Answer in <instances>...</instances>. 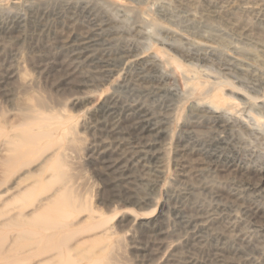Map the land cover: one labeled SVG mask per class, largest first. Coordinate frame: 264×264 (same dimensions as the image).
<instances>
[{"label":"rangeland","instance_id":"374dc122","mask_svg":"<svg viewBox=\"0 0 264 264\" xmlns=\"http://www.w3.org/2000/svg\"><path fill=\"white\" fill-rule=\"evenodd\" d=\"M0 1V264H264V0Z\"/></svg>","mask_w":264,"mask_h":264},{"label":"bare ground","instance_id":"6f19581e","mask_svg":"<svg viewBox=\"0 0 264 264\" xmlns=\"http://www.w3.org/2000/svg\"><path fill=\"white\" fill-rule=\"evenodd\" d=\"M6 1V0H5ZM69 1V2H68ZM8 2L9 3H11V0H8ZM7 2V3H8ZM63 4L65 3L66 4V6H68L69 4H70V0H62L61 1ZM76 2V1H75ZM84 2V1H83ZM83 2H79L78 3V1H77V3H75V4H81V6L85 9V8H88L89 7V4H88V2L87 3H83ZM8 3V6L10 5ZM13 4H16V2H12ZM11 3V4H12ZM20 3V2H19ZM93 3V2H92ZM3 4H4V2L2 3V1H0V6L2 7L3 6ZM64 4V5H65ZM98 3H96V5H97ZM99 5V4H98ZM15 6V5H14ZM5 8V7H4ZM90 8H91V6H90ZM92 8H94V7H92ZM105 14V13H104ZM107 19H109L108 17H107ZM156 20V19H155ZM169 25V24H168ZM103 26V25H102ZM101 27V26H100ZM103 30V29H102ZM100 32H101V30H100ZM99 32V33H100ZM103 32V31H102ZM172 32V31H171ZM151 34V33H150ZM101 37V36H100ZM231 37V36H230ZM116 39V40H115ZM115 39H112V40H115V41H113V43H110L109 42V44H111V45H114L115 47V50H113L114 51V53H112V54H108V57L107 58H103V59H100V61L102 60V62L104 61V62H106V63H110V62H114V63H120V64H125V65H127V66H130L131 67V65H134V64H140V62H144V61H146L147 60V62L149 63V64H151L152 65V68L154 69V73L156 74V76H157V78H158V81H159V83L161 84V83H164L167 79H168V77H170V73L167 71V70H165L164 69V65H163V63L161 62V60L159 59V57L155 54V55H152V56H150L149 58L147 57V59H145L144 57H142V56H139L138 54H133L132 53V51L126 46V45H124V43H123V41L121 40V39H117V38H115ZM91 41V40H90ZM106 41V40H105ZM71 44V43H70ZM70 44H65L66 46H70ZM78 45V44H77ZM80 45V44H79ZM86 45V44H85ZM78 46L76 49H89L88 47L91 45V44H89V42H88V45H86V46ZM82 47V48H81ZM65 49V48H64ZM85 51V50H84ZM84 51H82L81 53H79V56L80 55H82L83 53H84ZM83 57V56H82ZM98 57V56H97ZM80 58V57H79ZM194 58V57H193ZM80 60V59H79ZM83 60V59H82ZM87 60V59H86ZM88 60H91V61H93L94 59L93 58H89L88 57ZM99 62V61H98ZM146 62V63H147ZM110 65V64H109ZM144 65V64H143ZM140 67V66H139ZM146 67H147V65H146ZM135 68V67H134ZM151 68V67H150ZM123 69V68H122ZM143 69V68H142ZM128 73V72H127ZM139 75V74H138ZM148 75V74H147ZM143 76V75H142ZM144 76H145V74H144ZM155 76V77H156ZM145 77H148V76H145ZM144 78V77H143ZM148 80V79H147ZM152 80V79H151ZM216 82V81H215ZM227 83V82H226ZM196 84H199V83H191V85H188L189 86V88H191V90H192V88L194 89V88H196ZM215 84V83H214ZM263 84V83H262ZM233 85V84H232ZM142 86V85H141ZM248 86V85H247ZM220 87V86H219ZM238 87V86H237ZM236 87V88H237ZM253 87V86H252ZM262 87V86H261ZM264 87V86H263ZM143 88V87H142ZM145 89V88H144ZM255 90V89H254ZM143 91V90H142ZM145 91V90H144ZM148 93L149 94H152V96H155L156 97V95H158V94H161L162 92H166V93H169L171 96H174V97H176V98H181V96H182V93H181V91L178 89V88H174V89H166L165 87H163V86H153V88H151V89H148ZM214 91H216V89L214 90ZM219 92H220V89L218 90ZM216 92L215 93V95H214V98L215 99H219L220 101H224V102H227V99H226V96H225V99H222L221 98V96H220V94H219V92ZM221 91H222V89H221ZM161 92V93H160ZM237 92H239L238 91V89H237ZM233 94H235V93H233ZM247 94V93H246ZM248 96V95H247ZM249 97V96H248ZM250 97H252V96H250ZM229 98V97H228ZM231 99V98H230ZM252 99H254L253 97H252ZM248 100V99H247ZM249 106H250V102H246ZM253 104H257V103H253ZM253 104H251V106L253 107L254 105ZM170 106V105H169ZM212 106V107H211ZM214 106V107H213ZM245 106V105H244ZM258 106V105H257ZM260 106V105H259ZM259 106H258V108H259ZM264 106V105H263ZM162 107V106H161ZM165 107V106H164ZM251 107V108H252ZM256 106H254L253 108H255ZM166 108V107H165ZM195 112H196V114H197V116H198V118L200 119V117H204V116H207V117H209V119H211L212 120V125H213V127H214V129H223V130H234V127L237 125V127L239 126V127H245L247 130H249L251 133H254L253 135H255V134H257V133H260L259 131H262L261 130V128H260V126L261 125H259V121L255 118H253V117H250L249 119H247V120H243V118H242V120L241 119H239V118H236L235 116H233L231 113H228V112H226V111H224L223 109H222V107L218 104H216L215 103V101H214V99L212 100H209V101H207V102H196V103H194V104H192V107H191ZM257 108V107H256ZM260 108H262V107H260ZM261 113V112H260ZM260 113H257V115H258V117L259 118H262V114H260ZM260 115V116H259ZM264 117V116H263ZM148 121V120H147ZM151 123V122H150ZM231 133H233V132H231ZM216 134V133H215ZM223 134V133H222ZM263 134V133H262ZM236 135V134H235ZM252 135V134H251ZM258 135V134H257ZM234 136V135H233ZM251 137V136H250ZM219 138H221V137H219ZM222 138H224V137H222ZM231 138H232V136H231ZM241 139V138H240ZM214 140H216V139H214ZM220 141V140H219ZM246 144V143H245ZM224 147V146H223ZM252 148V147H251ZM207 149V148H206ZM203 150V149H202ZM255 152V151H254ZM262 154V153H261ZM172 155V154H171ZM254 155V154H253ZM211 157V156H210ZM244 158V157H243ZM235 160V159H234ZM253 164V163H252ZM264 167V166H263ZM256 174L257 175H259V177L261 178L260 180H264V169H262V168H260V169H258V170H256ZM235 182V181H234ZM233 182V183H234ZM263 183V182H262ZM204 184V183H203ZM207 184V183H206ZM260 182L259 183H255V184H253V185H249V186H247L246 187V190H249V191H257V190H259V188H260ZM236 187H238V186H236ZM135 189V188H134ZM243 189V188H242ZM232 190V189H231ZM242 196V195H241ZM240 196V197H241ZM243 196H244V194H243ZM253 200V199H252ZM255 200H257V199H255ZM206 201V200H205ZM245 202V201H244ZM65 204L66 205H72V200H70L69 198L66 200V202H65ZM219 204V203H218ZM234 204V203H233ZM257 204V203H256ZM222 205V204H221ZM243 205V204H242ZM201 206V205H200ZM199 208V207H198ZM203 208V207H202ZM210 208V207H209ZM201 209V208H200ZM205 210V209H204ZM240 210H241V213H247V209L245 208V207H240ZM220 211H222V209L220 210ZM235 212H236V209H235ZM221 213V212H220ZM223 213V212H222ZM227 213H228V211H227ZM233 213V212H232ZM250 213V212H249ZM238 214V213H237ZM258 214V211L256 210L255 212H254V214L253 215H257ZM202 215V214H201ZM215 214L214 213H212V212H210V211H206V212H204L203 213V216H204V219L202 218L201 220H203L204 222H210V224L211 223H214V222H216L217 221V218L214 216ZM236 215V214H235ZM225 216V215H224ZM223 216V218H225ZM228 218L227 219H229V218H234V219H237L239 216H232V215H229L228 214ZM38 217V216H37ZM256 217V216H255ZM43 218H45V217H43ZM42 218V219H43ZM199 218V217H198ZM241 218V217H240ZM260 218V217H259ZM47 219V218H46ZM46 219H44V220H46ZM191 219V218H190ZM189 219V220H190ZM196 219V218H195ZM249 221V220H248ZM251 221H253V220H251ZM35 222V221H34ZM263 222V221H262ZM189 223H190V221H189ZM195 223V222H194ZM257 223V222H256ZM256 223H253V227L255 228V229H257L256 231H259V232H264V223H262L261 225H257ZM232 224V223H231ZM190 225V224H189ZM198 226V225H197ZM235 228V227H234ZM236 229V228H235ZM253 231V230H252ZM239 232V231H238ZM249 232V231H248ZM223 235V234H222ZM222 237V236H221ZM236 237V236H235ZM238 237V236H237ZM240 239H241V241L242 242H245L246 244H248L249 246L252 244V241H250V239L248 240V239H246L245 238V236L244 237H241L240 236ZM261 242V241H260ZM212 243V242H211ZM254 247V246H253ZM263 253V252H262ZM261 257V256H260Z\"/></svg>","mask_w":264,"mask_h":264}]
</instances>
